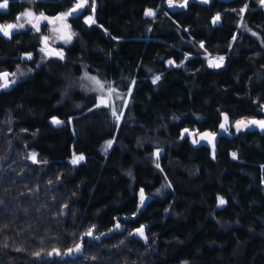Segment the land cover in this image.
Here are the masks:
<instances>
[{
  "label": "trees",
  "instance_id": "trees-1",
  "mask_svg": "<svg viewBox=\"0 0 264 264\" xmlns=\"http://www.w3.org/2000/svg\"><path fill=\"white\" fill-rule=\"evenodd\" d=\"M166 1L95 0V24L85 23L90 6L68 18L76 37L63 59H42L31 28L0 33V72L30 70L0 89V264H264V131L220 134L215 156L181 139L185 128L218 130L224 113L264 118V6ZM74 2L10 0L0 24L26 7L57 16ZM209 53L224 55L221 67ZM84 73L127 96L115 104L120 122L82 87ZM74 153L85 159L73 165ZM142 225L146 240L134 232ZM77 243L81 252L68 253Z\"/></svg>",
  "mask_w": 264,
  "mask_h": 264
},
{
  "label": "snow or ice",
  "instance_id": "snow-or-ice-1",
  "mask_svg": "<svg viewBox=\"0 0 264 264\" xmlns=\"http://www.w3.org/2000/svg\"><path fill=\"white\" fill-rule=\"evenodd\" d=\"M28 2L30 3H34L35 0H28ZM202 3H208L209 0H201ZM9 3L10 0H0V10H7L9 7ZM259 3L261 4V6H264V0H259ZM175 4V0H168V6L169 7H173ZM188 4V0H182L181 3H179L176 6L179 7H186ZM86 6H90L92 8L93 11V15H90L86 18L85 23L92 25L96 23V20L94 18V13H95V0H91V4L89 5V0H75L74 2V6L67 12L65 13H61L59 15H57L56 17L53 18H49L48 16H46L43 12L39 13L38 15L34 12H32L31 10H25V12L21 13L20 15H18L16 17V22L15 23H8V24H0V33H2L3 36L11 38V35L13 34V31L19 28H24L25 23L30 24L32 26V28L35 29L36 32H40V23L42 21H47L49 24H54L55 22H60L61 28L56 29L54 28L53 31H59L60 35L58 37H56L59 40L64 41L65 43H69L71 42L73 36L75 35V33L69 31L70 29V25H68L66 23L67 19L70 16L76 15L79 12H81ZM247 10V5H245L243 8H241L239 11L241 14H243L245 11ZM145 15L152 17L155 15V12L151 9L146 10L145 11ZM24 20V22H21V20ZM220 20V16L219 14H217L214 18H213V23H218ZM253 35H255V33H253ZM235 39V37L233 38ZM48 41H49V37L48 36H44L43 37V43H44V47L41 48V52H45L46 55L49 56H57L60 59L64 58V53L62 51H56L55 49H49L48 47ZM201 48L204 47V45L201 43L200 45ZM27 59H31V54H28ZM224 57H217L215 59L210 58L209 59V66L210 67H221L222 63H223ZM173 61H169V64H172ZM15 76L16 73H8V72H0V81H3V84H0V87H8L9 86V76ZM84 79H87L89 81H91L94 85L95 88L93 90L95 91H100L101 93L104 92L105 90V84L101 83V81H99L96 77L94 76H88L87 74H85ZM160 79L159 76H156L153 79V83H156L158 80ZM12 83H14L15 81H11ZM134 83V82H133ZM131 90H129L128 95H130ZM115 95L116 99H121L122 97L120 96L119 93L116 92V90L114 88H112L110 85L108 86V92H107V96L105 95H101L100 97V103L97 104V107L100 106H105V107H112V116L116 119L117 122H119V120L121 119L122 115H123V105L117 109L116 107L112 106V104L110 103L112 96ZM223 116V123L220 124V128L224 129L225 131H227L226 125L229 121V117L227 114H222ZM51 123L53 125H60L63 123V121L53 117ZM250 125H255L260 127L262 130H264V120H237L235 122V126L237 128V130H240L241 128H246ZM185 134H188L190 136L196 135V133L190 132L188 129H184V131L181 133V139L184 138ZM215 134L214 133H202L199 134V138L200 139H207L209 141V143H212V139H214ZM113 141H108L106 143L105 146V151H107L108 148H110L112 146ZM193 144L199 143L198 139H193L192 140ZM159 150L156 151V153H154V155L156 156L157 160L159 158ZM233 158H236V154L233 153L232 154ZM29 158L32 160L33 163L37 162V153L32 152L29 154ZM85 159V157L81 154V155H76L75 153L73 154V158L71 160V163L73 165L80 163L81 161H83ZM157 167H159V163H157ZM144 194H143V190H141L140 193V202L141 205H143L144 203ZM226 203V201L222 198V197H218V207L219 206H223ZM67 207V206H65ZM117 227H119V225H117ZM95 226H93L92 228H90L84 235L91 237L93 235V231H94ZM136 233L143 237L144 236V226L142 225L139 229L136 230ZM82 250V246L80 243H77L74 245V248H70L68 250V253H71L73 251L75 252H80ZM57 255H60L59 250H53ZM36 255H39V253H37ZM49 255H51V253H49Z\"/></svg>",
  "mask_w": 264,
  "mask_h": 264
},
{
  "label": "rangeland",
  "instance_id": "rangeland-1",
  "mask_svg": "<svg viewBox=\"0 0 264 264\" xmlns=\"http://www.w3.org/2000/svg\"><path fill=\"white\" fill-rule=\"evenodd\" d=\"M189 1V0H188ZM182 2V0H175V4H174V6L173 7H179V6H176V5H178L179 3H181ZM166 4L168 5V0L166 1ZM172 7V8H173ZM25 10H31L32 12H34V13H36L37 15L39 14V13H41V12H39V11H36L34 8H32V7H26L25 9H23L18 15H20L21 13H23V12H25ZM47 16V15H46ZM49 18H53V17H56V16H48ZM15 22H16V20H15ZM14 22V23H15ZM21 22H24V20L22 19L21 20ZM8 23H12V22H8ZM8 23H2V24H8ZM66 23L68 24V25H70V29H69V31H71V32H73V33H75L74 32V30H73V28H72V25H71V23H70V21H69V19H67V21H66ZM24 28H31V29H33V30H35L34 28H32V26L30 25V24H27V23H25V26H24ZM24 28H19V29H24ZM54 28H56V29H59V28H61V25H60V22H55L54 24H49L47 21H42L41 23H40V39H41V44H40V47H39V50H40V54H41V58L42 59H45V58H47V57H51V56H49V55H46L45 54V52H41V48H43L44 47V43H43V37L44 36H48L49 37V41H48V47H49V49H55L56 51H62L63 53H64V55H65V53H66V48H67V46H69L73 41H74V39H75V37H76V35H74L73 36V38H72V40H71V42H69V43H65L64 41H62V40H59V39H57L56 37H58L59 35H60V32L59 31H53V29ZM28 54H31V58L34 56V52L33 51H27V52H24L23 54H22V57L23 58H26L27 57V55ZM209 55V59L210 58H212V59H215V58H217V57H224V55H222V54H208ZM27 59V58H26ZM2 72H8V73H16V75L15 76H9V86L8 87H0V89H8V88H10L12 85H13V83L11 82V81H17V80H21L22 78H24V77H26L28 74H29V72H30V70L29 69H26V68H24V67H17L16 69H14V70H5V71H2ZM85 74H87V73H84L83 75H82V87H84V88H88V89H94L95 88V85L91 82V81H89V80H87V79H84V77H85ZM88 76H93V75H90V74H87ZM98 79V78H97ZM99 80V79H98ZM72 81V80H71ZM99 81H101V80H99ZM71 83H73V82H71ZM101 83H103V84H105V90H104V92L103 93H101L100 91H97L98 92V96H99V100H98V102H97V104H99L100 103V97H101V95H105V96H107V92H108V86L110 85L112 88H114L115 90H116V92L117 93H119L120 94V96L122 97L121 99H116V97H115V95H113L112 96V98H111V101H110V103L112 104V106H114V107H116L115 106V104H116V102L119 100V101H125L126 99H127V96L125 95V96H123L122 95V92L121 91H119L117 88H115L111 83H106V82H104V81H101ZM0 84H3V81H0ZM79 85V83H76V86H78ZM74 86H75V84H74ZM224 114H226V113H224ZM53 117H55V118H57V119H59V120H61V121H63L62 119H60L59 117H57V116H53ZM53 117H51V121H52V119H53ZM229 117V116H228ZM121 120V119H120ZM120 120H119V122H120ZM239 120H245V121H247V120H264V118H256V117H249V118H241V119H239ZM237 121V120H236ZM236 121H231L230 120V118H229V121H228V123H227V125H226V128H227V131H225L224 129H221L220 128V126H219V128H218V130H215V131H210V130H206V131H193V133H196V138L199 140V143L198 144H206V145H208L210 148H211V153H212V155L213 156H215V154H216V150H217V141H218V138H219V135L220 134H225V133H230L232 130H236L237 131V128H236V126H235V122ZM224 121H223V117H222V121H221V123H223ZM220 123V124H221ZM250 126H253V125H250ZM249 127V126H248ZM241 129H243V128H241ZM202 133H214L215 134V136H214V139H212V143H209V141L207 140V139H200L199 138V134H202ZM111 141H113L114 142V139H110ZM109 140V141H110ZM113 144V143H112ZM111 148V147H110ZM109 150V148L107 149V151ZM32 152H35V153H37V159H38V150L37 149H31V150H29V153L28 154H30V153H32ZM159 152H160V150H159ZM233 153H235V151H233L232 152V154ZM77 155V154H76ZM28 157H29V155H28ZM30 159V158H29ZM31 160V159H30ZM168 187H169V183L167 182V183H165L164 185H163V187H161V189L160 190H158L156 193H158V194H164V192H166V190L168 189ZM140 193H141V191H140ZM143 194H144V197H145V199H144V203H143V205H141V202H140V208H142L144 205H145V201L147 200V194L143 191ZM123 228V225L122 224H119V227H117V225L116 226H114V227H112L110 230H115V229H122ZM137 229H139V228H137ZM137 229H135L134 230V232L136 233V230ZM137 234V233H136ZM138 235V234H137ZM139 236V235H138ZM141 237V236H140ZM143 239H147V235H146V233H145V227H144V236L142 237ZM81 252V251H80ZM76 253H79V252H76Z\"/></svg>",
  "mask_w": 264,
  "mask_h": 264
},
{
  "label": "water",
  "instance_id": "water-1",
  "mask_svg": "<svg viewBox=\"0 0 264 264\" xmlns=\"http://www.w3.org/2000/svg\"><path fill=\"white\" fill-rule=\"evenodd\" d=\"M79 13H80V12H79ZM14 31H16V30H14ZM14 31H13V32H14ZM1 34H2V33H1ZM253 127L260 128V127L255 126V125H253ZM185 129H188L190 132H193V130H191V129H189V128H185ZM260 129H261V128H260ZM261 130H262V129H261ZM183 131H184V129L182 130V132H183ZM262 131H264V130H262ZM185 136H188V137H189L191 143H192V140H193V139H197L195 135L190 136V135H188V134H185ZM192 144H193V143H192ZM193 145H195V144H193ZM54 254H56V253L53 252L52 255H54Z\"/></svg>",
  "mask_w": 264,
  "mask_h": 264
}]
</instances>
